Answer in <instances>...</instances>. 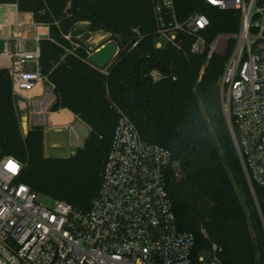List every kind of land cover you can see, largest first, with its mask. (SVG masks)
Instances as JSON below:
<instances>
[{"label":"trees","instance_id":"16d2710c","mask_svg":"<svg viewBox=\"0 0 264 264\" xmlns=\"http://www.w3.org/2000/svg\"><path fill=\"white\" fill-rule=\"evenodd\" d=\"M180 19L199 13L210 21L209 43L228 36L225 55H194L191 39L182 51L170 46L157 49L151 0H0L32 15L37 26L49 28L40 43V69L55 86L56 112L67 109L91 132L75 157L64 161L69 178L54 174L48 161L38 180L33 161L44 141L41 128L23 140L7 69H0V150L25 164L21 181L32 191L49 195L74 208L89 211L98 196L102 174L118 124L117 109L135 125L148 144L172 155L167 189L181 231L196 239L194 257L218 247L220 264H264V226L226 121L219 78L236 45L240 15L208 7L203 0H175ZM76 22L87 32L111 34L120 49L103 73L88 63L83 44L75 49L65 40ZM137 31V33L135 32ZM71 48L67 54L56 46ZM137 44L136 46H134ZM168 69L154 82L153 65ZM27 157L21 150L30 141ZM263 208L261 189L253 182ZM207 233V238L202 234Z\"/></svg>","mask_w":264,"mask_h":264},{"label":"built area","instance_id":"2783aa9c","mask_svg":"<svg viewBox=\"0 0 264 264\" xmlns=\"http://www.w3.org/2000/svg\"><path fill=\"white\" fill-rule=\"evenodd\" d=\"M203 1L241 16L220 92L250 181L261 189L263 208L258 203L264 219V0ZM151 3L157 38L177 51L191 39L192 54L213 57L217 48L205 36L210 29L206 15L180 19L175 0ZM22 26L16 24L5 38L0 59L7 65L0 69L9 72L14 98L30 107L36 90L48 79L40 69L43 35H35L33 50H24ZM6 27L0 24V32ZM156 48L163 46L157 43ZM150 77L158 82L164 74L153 70ZM117 113L101 188L89 211L64 201L45 203L44 196L21 181L23 163L0 150V264H205L194 257L195 235L178 226L167 189L170 151L145 142L132 121L121 110ZM9 164L17 166L15 172ZM202 234L207 238L204 229ZM218 252L213 245L212 264H220Z\"/></svg>","mask_w":264,"mask_h":264},{"label":"rangeland","instance_id":"374dc122","mask_svg":"<svg viewBox=\"0 0 264 264\" xmlns=\"http://www.w3.org/2000/svg\"><path fill=\"white\" fill-rule=\"evenodd\" d=\"M1 5H6V4H1ZM25 15L26 14L19 13L18 9H16L15 7H10L8 11L4 12V15L2 18L3 21L2 22L0 21V24L6 25L8 27L7 30L9 34L10 32H13L15 30L16 24H23L22 28H20L21 30L20 32L24 39L21 45L24 50L29 51L35 48L34 37L37 33H40L43 35V40L48 39L47 35L44 33V30L49 31V28L40 26V27H43L44 30L42 28L39 29L34 23H32L31 19L28 17L26 18ZM10 19H12L11 22H9ZM240 25H241V16H240ZM87 28H88L87 23L76 22L74 24V33H76L77 36L70 33L67 36H65V40L69 42L71 44V47H74L75 49L80 48V44L79 43L77 44L76 41L80 42L81 44H83L84 49L89 54H92L94 51L98 50L108 41L112 40L111 34H108L105 32L89 34L87 32ZM237 35H235L234 37L235 41H236ZM228 38H229L228 36H220L213 41L216 43V48H217L214 55H218V56L225 55L226 50H227ZM157 43L162 44L163 48L167 46V43L161 38L157 39ZM56 46L60 48L61 50H63L64 52H66L67 54H74L73 53L74 51L71 48H66L61 43H57ZM3 47H4V42H3ZM210 60L211 59H209L207 56V63L204 66L203 71L207 67ZM105 74L107 75L108 73L104 71L103 73H100L98 75L100 76V79H101ZM220 80H221V77L219 78V81H218L219 86H220ZM46 86H47L48 91L50 90L54 92L55 86L49 79L46 82ZM35 101H34L35 103L33 102L34 115H33V121L31 122V127L33 125H36V121L34 120L41 117V119L44 122L43 126L45 127V130L47 133L44 135V141L42 143L41 150L38 152V156L33 158L34 159L33 161L34 175L38 180H40L42 177L41 170H43V168L46 165H48L47 164L48 161H53L54 163L52 165L54 167L53 168L54 174H56L59 178H62V177L69 178L70 169L67 168L63 162L75 157L78 151L80 149H83L84 145L83 147L80 146L79 148L74 147L72 145L71 143L72 131L71 130L67 131L66 129H64L63 132L60 133L56 131V128H54L53 126L51 127V129H49L50 125L48 123V115L41 114V111L45 109L48 112L49 106L46 104L44 105L39 104V101H40L39 99ZM14 102H15L16 111L18 114L19 122H20L22 138L23 140H25L27 139L29 132L31 130H35V128L30 127V116H31V113L29 111L30 108L17 98H14ZM41 130H43V134H44V129L41 128ZM31 143H32V139L30 141L26 140L23 148L21 149L24 152V154L30 159H31V156L29 154V149H30ZM24 167H26L25 164H24ZM39 194L45 197L46 199L45 203H50L53 201H62L61 199L57 200V199L51 198L49 197V195H45L43 193H39ZM63 201H66V200H63ZM198 257L203 258L205 260V264H210L209 263L210 261H211V264L216 263V261H214L211 258V254L209 252L202 251L199 253Z\"/></svg>","mask_w":264,"mask_h":264},{"label":"crops","instance_id":"0c3cea01","mask_svg":"<svg viewBox=\"0 0 264 264\" xmlns=\"http://www.w3.org/2000/svg\"><path fill=\"white\" fill-rule=\"evenodd\" d=\"M10 7H15L17 9V6H15V5H1L0 4V21L1 22L3 21L2 18H3L4 12L8 11V9H10ZM25 16H26V18L27 17L30 18L32 23H34L33 19H32V15L26 14ZM11 21H12V19L9 20V22H11ZM37 27L39 29L42 28L44 30L43 27H40V26H37ZM7 29H8V27H6V29L4 30V33L0 32V54H1L2 49H3V42H4L5 38L8 37V34H9ZM44 33L48 37L49 31L44 30ZM0 63L2 64L0 66V68H5L7 65V60L0 59ZM35 95L36 96L33 99L31 106L29 107L30 108L29 111L31 113L30 127H31V122L33 121V115H34L33 102L35 100L39 99L40 100L39 104H42V105L46 104L49 106L48 112L46 111V109L41 111V114H47L48 115V123L50 125L49 129H51V127L53 126L54 128H56V131H58L60 133L63 132L64 129H66L67 131L71 130L72 131V134H71L72 145L74 147H78V148L80 146L83 147V145L85 144V141L87 140V138L90 135L91 129L84 122H82L76 115H74L73 113H71L67 109H61V110L56 111V112L52 111V107L56 103L57 97L53 91L47 90L46 83H44L40 88H38L36 90ZM34 121H36V125H33L32 127L44 129V135H45L47 132L45 130V127L43 126L44 122L41 119V117L37 118Z\"/></svg>","mask_w":264,"mask_h":264},{"label":"water","instance_id":"95a60500","mask_svg":"<svg viewBox=\"0 0 264 264\" xmlns=\"http://www.w3.org/2000/svg\"><path fill=\"white\" fill-rule=\"evenodd\" d=\"M206 6L209 7V5H206ZM119 52H120V49L118 47V44L114 40H110L106 44H104L102 47H100L98 50L94 51L92 54L89 55L88 63L92 67H94L95 69L103 72V71L107 70L109 68V66L114 62V60L118 56ZM153 69L159 70V71H161L163 73H167L168 72V69L166 67H164L160 63H157V64L153 65ZM229 129H230L233 141H234V137H233L232 130H231L230 126H229ZM235 146H236V144H235ZM236 149H237V147H236ZM237 152H238L239 158L241 160V164L243 166L245 175L247 177V181H248L251 193H252L253 198L255 200L257 210L259 212L260 218H261L263 226H264V219H263V216H262V213H261V210H260V206H259L256 194H255V191H254V187H253V185H252V183L250 181L249 175L247 173V170H246V167H245V165L243 163V160L240 157V153H239L238 149H237Z\"/></svg>","mask_w":264,"mask_h":264},{"label":"snow or ice","instance_id":"6c2138e0","mask_svg":"<svg viewBox=\"0 0 264 264\" xmlns=\"http://www.w3.org/2000/svg\"><path fill=\"white\" fill-rule=\"evenodd\" d=\"M212 2L213 3H216V2H218V0H212ZM9 169L11 170V171H13V172H15L16 171V168H17V166L16 165H14V164H9Z\"/></svg>","mask_w":264,"mask_h":264}]
</instances>
